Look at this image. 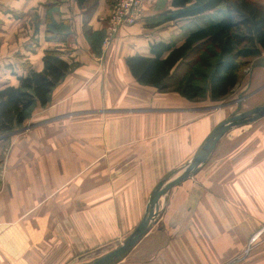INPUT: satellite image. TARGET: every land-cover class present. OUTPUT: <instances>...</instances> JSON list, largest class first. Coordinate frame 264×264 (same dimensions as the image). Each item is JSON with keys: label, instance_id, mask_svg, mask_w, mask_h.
I'll return each mask as SVG.
<instances>
[{"label": "crops", "instance_id": "0c3cea01", "mask_svg": "<svg viewBox=\"0 0 264 264\" xmlns=\"http://www.w3.org/2000/svg\"><path fill=\"white\" fill-rule=\"evenodd\" d=\"M115 2L0 0V86L40 71L47 50L70 64L47 104L0 137V264H86L118 247L153 189L179 175L226 117L138 83L126 65L150 43L180 44L200 15L174 18L172 0H145L105 47ZM261 54L241 93L264 83ZM263 222L264 118L223 135L111 264H264V239L245 249Z\"/></svg>", "mask_w": 264, "mask_h": 264}, {"label": "trees", "instance_id": "16d2710c", "mask_svg": "<svg viewBox=\"0 0 264 264\" xmlns=\"http://www.w3.org/2000/svg\"><path fill=\"white\" fill-rule=\"evenodd\" d=\"M174 18L195 17L220 8L224 14L185 34L180 44L153 42L149 55L126 58L133 78L159 92H177L190 101L224 99L239 83L248 58L264 52V4L256 0H172ZM40 71L29 70L17 84L0 86V137L22 128L31 109L44 106L70 64L47 50ZM179 66L183 70L169 79ZM205 83L202 85L200 81Z\"/></svg>", "mask_w": 264, "mask_h": 264}, {"label": "water", "instance_id": "95a60500", "mask_svg": "<svg viewBox=\"0 0 264 264\" xmlns=\"http://www.w3.org/2000/svg\"><path fill=\"white\" fill-rule=\"evenodd\" d=\"M262 117H264V104L255 106L251 109L245 110L237 115L228 117L225 120L221 121L209 133L198 152L195 154L193 159L185 165L179 175L167 182L165 180L159 182L158 185L153 189L147 208V213L144 215L135 230L127 237V239L118 247L108 251L99 258L86 264H111L118 257L122 256L147 231L149 223L156 215L159 198L163 194H165L173 186L177 185L189 176L196 173L199 167L207 161L209 155L215 148L218 141L233 127L253 122Z\"/></svg>", "mask_w": 264, "mask_h": 264}, {"label": "rangeland", "instance_id": "374dc122", "mask_svg": "<svg viewBox=\"0 0 264 264\" xmlns=\"http://www.w3.org/2000/svg\"><path fill=\"white\" fill-rule=\"evenodd\" d=\"M256 1L264 4V0H256ZM223 14H224V9L222 7L213 9L210 14L200 15V17L195 20L196 22L195 21L193 22L192 25H194V26L189 27V28H191L190 30H193L199 26H202L204 23H206L208 21H211V20L215 21V20L219 19ZM180 37H181V35H179V38ZM261 53L254 56V57L248 58L247 65L242 70V75H241V79L239 81V84L236 85L233 88V90L228 94V96H226L224 99H221L218 101H212L208 98H205V99L196 100L194 102H200V104H204V106H206V105L213 106L214 105L216 108V109L214 108L215 110L221 109V111H224L226 113V117L223 120H225L228 117L237 115V114H239L245 110L251 109L255 106L263 105L264 104V87L262 89H259V87H261V85H263L264 83L261 84L259 87L250 88L248 90L245 89L244 92L241 93L242 89L245 87L244 84L246 83L247 77H248L252 67H254L258 64H261V62L263 61V58H261V55H262ZM182 70H183V66H179L177 69H175L169 80L172 81L178 74L181 73ZM200 83L202 85L205 84V83H203L202 80L200 81ZM257 89H259V90H257ZM240 96H242L243 98L240 100H236ZM205 101H207V102H205ZM218 105H220V106H218ZM216 106H218V107H216ZM263 118L264 117H262L260 119H263ZM248 124L249 123H247L246 125H248ZM240 128H242V127H240ZM262 239H264V237ZM125 240H123L122 243Z\"/></svg>", "mask_w": 264, "mask_h": 264}, {"label": "built area", "instance_id": "2783aa9c", "mask_svg": "<svg viewBox=\"0 0 264 264\" xmlns=\"http://www.w3.org/2000/svg\"><path fill=\"white\" fill-rule=\"evenodd\" d=\"M145 0H116L113 11L108 18L105 37L103 45L108 47L113 37L118 32L119 28L124 25L134 24L142 14V6ZM240 96L236 100H240ZM1 225V221H0ZM264 237V222L256 228L250 235L247 245L245 246L246 252L249 251L256 243Z\"/></svg>", "mask_w": 264, "mask_h": 264}]
</instances>
